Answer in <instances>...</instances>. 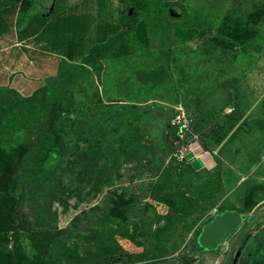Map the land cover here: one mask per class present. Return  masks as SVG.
<instances>
[{
	"label": "rangeland",
	"instance_id": "rangeland-1",
	"mask_svg": "<svg viewBox=\"0 0 264 264\" xmlns=\"http://www.w3.org/2000/svg\"><path fill=\"white\" fill-rule=\"evenodd\" d=\"M37 1L46 2L41 15L79 3L77 13L92 26L98 15L111 25L116 13L132 11L125 0ZM170 2L186 10L193 39L174 26L178 13L159 6ZM138 5L142 14L129 20L123 40L101 58L98 76L75 68L78 58L65 65L60 60L54 75L43 80L11 66L10 57L1 68L0 97L8 90L29 97L40 86H54L56 99L43 128L58 130L63 156L44 179L37 175L35 152L19 148L37 144L40 129L30 132L19 120L0 140V259L43 225L61 238L109 228L119 248L108 264H222L229 242L214 252H196L192 244L196 230L219 207L241 210L247 190L264 185V82L255 75L264 56L256 33L264 0H138ZM28 12L9 11L11 28L31 30L25 28ZM14 39L8 35V50ZM55 77L56 85L49 82ZM178 110L189 122L187 141L170 153L164 150L166 126ZM187 145L212 167L188 151L180 160ZM174 158L188 161L193 172L175 170ZM207 181L218 188L214 207L194 223L172 226L167 207L152 198L161 189L179 188L191 196ZM263 208L264 200L246 213L252 224L234 255L237 264L258 260L264 218L257 214ZM149 251L159 256L148 258ZM244 252L250 260L241 257Z\"/></svg>",
	"mask_w": 264,
	"mask_h": 264
},
{
	"label": "trees",
	"instance_id": "trees-1",
	"mask_svg": "<svg viewBox=\"0 0 264 264\" xmlns=\"http://www.w3.org/2000/svg\"><path fill=\"white\" fill-rule=\"evenodd\" d=\"M33 1L34 0H0V3L3 8H7L8 12L16 10L17 8L29 11ZM125 2L132 9L130 16L118 15V13H116L117 25L120 29L118 30L117 28L118 31L116 30L114 33L108 35L104 42L90 47L86 54L80 58V62L75 65V68L86 71L91 69V71L98 76L97 68L100 67L101 58L107 53H110V51L123 40L131 26L129 20L138 19L142 14L140 6L138 5V0H125ZM159 6L167 13L170 9L178 13L176 18L178 24L174 26L185 39H193L195 35L194 29L186 22L187 13L182 5L176 2H170L160 3ZM60 10L61 8L54 7L47 15L34 13L25 27L27 28L28 26L31 30L26 29L27 32L25 29V31L19 30L17 34L18 39L22 40L23 38L38 33L45 21ZM61 62L64 64L67 61L62 59ZM58 79H60V77L51 78L49 82L56 85ZM53 87L50 88L49 86L48 88L46 86H40L29 97H22L16 93L12 95L13 92L8 90L0 97L2 99L0 101V140L14 128V125H11L19 120L25 123L27 130L30 132L40 129L38 130L39 141H36L37 144H25L23 146L21 144L19 148L20 152H26L27 154L32 152L34 155L35 152L37 156V175L44 179L50 176L52 169L60 163L63 156L62 137L58 130L55 129L53 125L46 129L45 126L43 128L44 121L48 120L52 104L56 99L54 94L55 88ZM170 125V122H168L166 126L168 145H165L164 150L168 149L170 153H173L175 151L173 147L175 144H186L187 134L183 139H178L176 143L172 142L168 133ZM239 127H241V125L237 128ZM32 135L36 137L34 133H32ZM223 138L224 135L218 137L214 145H218ZM204 148L207 150L206 147ZM8 150L9 154L14 153L13 148L8 147ZM171 164H173L175 170H178L177 167H179L181 171L185 170V172L188 173L193 172L189 162L186 160L178 161L174 158ZM219 177V173L217 172L214 176L217 184L216 186H219ZM188 181L187 179L186 182ZM208 182L209 181L204 185L203 190H195L194 194L191 196L187 195L183 189L179 188L173 192L167 193L161 189L153 193L152 198H156V201H160L167 207L169 214L167 216L172 226L189 222L194 223L214 207L213 196L218 188H209L211 182ZM263 200L264 185H252L244 196L242 209L234 211L246 215L248 211L252 210ZM226 210L232 209L219 207L218 213H222ZM211 219L212 217L208 218L204 224ZM201 227L196 230L195 240L192 244V248L196 252H203L196 242V237ZM57 233L58 232L53 233L52 231L48 233L45 231V226L39 225L31 230L26 238L25 244L20 245L13 251L11 250L3 253L0 264H108L107 257L114 254L119 248L113 238L114 233L113 231H109V228L107 231H104L96 227L86 234H72V236L68 238L56 236ZM69 235L71 234L69 233ZM146 256L148 258H153L159 255L157 252L149 251L146 253Z\"/></svg>",
	"mask_w": 264,
	"mask_h": 264
},
{
	"label": "crops",
	"instance_id": "crops-1",
	"mask_svg": "<svg viewBox=\"0 0 264 264\" xmlns=\"http://www.w3.org/2000/svg\"><path fill=\"white\" fill-rule=\"evenodd\" d=\"M45 3H42V1L39 3L37 0L33 1L25 19L26 24L34 13H39L40 7H46ZM78 5L79 3L69 2L66 7H60L61 10L48 18L38 33L19 40L17 37L19 29L11 28L12 25L7 18L8 10L6 7L3 8L0 3V74L4 72L1 68L8 63L10 57L11 66L19 68L31 79L33 76L39 75V77L41 76L40 79L43 80L54 75L60 60L65 59L67 62H75L77 58L80 59L86 54L90 47L104 42L108 35L117 30V16L115 13L116 18L112 19L111 25L107 23L106 19L98 15L96 24L92 26L84 21V15L80 18L78 11H76ZM51 7L53 8L52 4ZM256 33L257 41L261 42L264 49L263 6L259 8ZM9 34H15L11 50H8L10 48L7 41ZM255 75L258 80L264 82V56L258 61ZM1 76L0 82L2 80ZM234 145L231 144V147L233 148ZM189 152L195 159L201 160L207 168L212 167V163L204 154L195 153L191 147H189Z\"/></svg>",
	"mask_w": 264,
	"mask_h": 264
},
{
	"label": "water",
	"instance_id": "water-1",
	"mask_svg": "<svg viewBox=\"0 0 264 264\" xmlns=\"http://www.w3.org/2000/svg\"><path fill=\"white\" fill-rule=\"evenodd\" d=\"M178 127L170 125L169 137L176 143ZM245 216L234 210H226L216 214L204 224L196 237L197 245L204 251H214L223 244L241 225Z\"/></svg>",
	"mask_w": 264,
	"mask_h": 264
},
{
	"label": "flooded vegetation",
	"instance_id": "flooded-vegetation-1",
	"mask_svg": "<svg viewBox=\"0 0 264 264\" xmlns=\"http://www.w3.org/2000/svg\"><path fill=\"white\" fill-rule=\"evenodd\" d=\"M237 212V211H236ZM240 213V212H239ZM219 214V213H218ZM245 216L243 222L241 225L236 229V231L224 242H229V246L227 250L225 251L224 258L222 260V264H237L236 258L234 255L236 254V250L238 248L239 243L244 240V238L247 236V231L251 228V222H249ZM264 218V208L259 211L257 214V219ZM258 235L260 238V249L258 253V260L256 264H264V229L262 227L258 229ZM223 243V244H224ZM223 244H221L216 250H218ZM214 250V251H216ZM212 251V252H214ZM242 258H248L249 260L251 257L248 255V252H244L243 255H241Z\"/></svg>",
	"mask_w": 264,
	"mask_h": 264
},
{
	"label": "built area",
	"instance_id": "built-area-1",
	"mask_svg": "<svg viewBox=\"0 0 264 264\" xmlns=\"http://www.w3.org/2000/svg\"><path fill=\"white\" fill-rule=\"evenodd\" d=\"M171 125H176L178 127V131H177L178 139H183L185 135L188 134L189 122L182 111L180 110L177 111L176 115L173 117L171 121ZM188 149L189 146L187 145L180 150V152L178 153V158L180 160H182L183 157L186 155Z\"/></svg>",
	"mask_w": 264,
	"mask_h": 264
}]
</instances>
